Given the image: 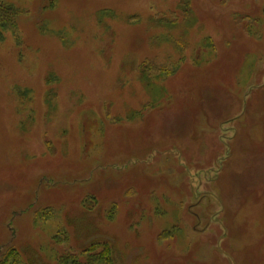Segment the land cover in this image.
I'll return each mask as SVG.
<instances>
[{"label": "rangeland", "instance_id": "1", "mask_svg": "<svg viewBox=\"0 0 264 264\" xmlns=\"http://www.w3.org/2000/svg\"><path fill=\"white\" fill-rule=\"evenodd\" d=\"M7 9L0 262L264 264V0Z\"/></svg>", "mask_w": 264, "mask_h": 264}, {"label": "trees", "instance_id": "2", "mask_svg": "<svg viewBox=\"0 0 264 264\" xmlns=\"http://www.w3.org/2000/svg\"><path fill=\"white\" fill-rule=\"evenodd\" d=\"M8 11L9 10L7 9V11L6 10L5 11H0V13L3 14L2 16L5 18V21H8V22L11 23V20H10L11 18L9 16ZM5 24H7V23H5ZM102 255H104V256H101V258H99V260L102 259L103 261L109 263L110 262V251H109V249L107 247L103 249ZM16 259H17V253L15 252V250L13 248H10L6 252L5 257L2 259L0 264H6V263H9V261L14 262ZM90 259L92 260V258H90ZM63 262H65V264H68L67 261H63ZM69 263H70V261H69ZM71 264H72V261H71ZM90 264H92V263H90Z\"/></svg>", "mask_w": 264, "mask_h": 264}]
</instances>
